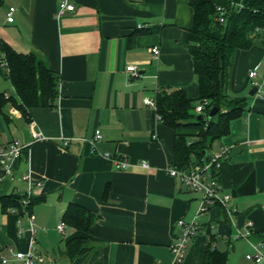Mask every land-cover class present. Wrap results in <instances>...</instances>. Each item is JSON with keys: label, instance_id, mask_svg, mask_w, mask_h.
Returning a JSON list of instances; mask_svg holds the SVG:
<instances>
[{"label": "crops", "instance_id": "0c3cea01", "mask_svg": "<svg viewBox=\"0 0 264 264\" xmlns=\"http://www.w3.org/2000/svg\"><path fill=\"white\" fill-rule=\"evenodd\" d=\"M69 1L74 9L62 12L58 0L0 1V37L42 59L57 76L58 92L52 106L28 107L27 115L11 104L0 112V146L12 140L25 145L18 158L0 161V195L42 197L29 213L0 212V258L13 264L11 249L45 254L54 264H172L178 222L195 217L199 194L167 173L173 130L143 99L184 89L197 104L187 50L192 9L188 0ZM253 87L264 93L259 45L234 56L229 93L244 97L246 109L208 150L229 147L218 179L220 194L231 201L196 217L198 230L180 264H202L207 247L225 252V264H264L246 258L252 244L261 243L264 252V98L250 95ZM0 91L15 95L2 73ZM70 202L97 216L89 232L66 224L64 232L57 230ZM29 214L34 238L26 229ZM249 221L252 231L244 236ZM74 237H85L92 249L70 259L64 247Z\"/></svg>", "mask_w": 264, "mask_h": 264}, {"label": "trees", "instance_id": "16d2710c", "mask_svg": "<svg viewBox=\"0 0 264 264\" xmlns=\"http://www.w3.org/2000/svg\"><path fill=\"white\" fill-rule=\"evenodd\" d=\"M188 4L193 16L187 50L196 76L197 104L184 89L161 90L155 98L157 114L173 130L172 166L181 169L206 160L211 145L229 133L230 121L246 109L244 97L229 93L236 52L254 45L264 48V0H188ZM0 56L6 61L5 67L0 66V73L9 79L15 91V95L0 91V112L8 104L24 115L28 107L52 106L58 93L57 76L42 59L34 52L16 51L1 37ZM197 105H202L200 112L196 111ZM212 106L217 110L208 119ZM106 192L107 187L103 195ZM23 198L28 199L24 207ZM41 199L14 192L0 195V212L15 208L21 214L29 213ZM96 219L91 211L73 202L67 204L62 214L66 225L84 232L91 230ZM90 249L92 245L85 237H74L66 242L64 254L72 259ZM225 261V252L207 247L202 264H225Z\"/></svg>", "mask_w": 264, "mask_h": 264}, {"label": "built area", "instance_id": "2783aa9c", "mask_svg": "<svg viewBox=\"0 0 264 264\" xmlns=\"http://www.w3.org/2000/svg\"><path fill=\"white\" fill-rule=\"evenodd\" d=\"M59 10L62 11H71L74 9V5L69 0H58ZM14 8L9 7L6 13L7 21H12V13ZM138 27H140L138 25ZM151 52L154 58H157L159 54V49L157 46L151 47ZM0 66L5 67L6 61L4 58L0 56ZM125 70L132 75H136L137 71L135 66L128 65L126 66ZM255 71L249 72V77L255 76ZM255 95L258 97L264 98V93L260 90L256 89ZM144 103L150 106L156 112V104L155 101L151 100L148 97H144ZM202 110V105L196 106V111L200 112ZM156 118L161 119L160 115L156 112ZM33 136L35 138L40 136L39 132H33ZM101 137L100 131L96 130L94 133V139H99ZM25 145L19 143L16 140H12L5 145L0 146V161L3 160H12L18 158L22 150L24 149ZM229 151L228 146H222L219 151L213 152L206 160H202L198 163L193 164L189 168H177L176 166L167 167V173L169 176L175 178L182 186L185 188L196 192L199 194V204L196 210L195 217L189 221L179 220V224L181 226V234L178 236L173 244L171 245V252H172V264H180L184 252L186 249V245L188 241L196 234L197 232V225L198 221L196 217L201 216L205 213L208 208L214 204H220L222 206H226L231 201L230 195L220 194V183L218 179L219 175V167L220 162L223 158L227 157V153ZM116 164L125 167L127 162L125 160H115ZM142 166L149 167L147 162H142ZM28 202L27 198H23L21 200L22 206H26ZM262 209L264 212V202L262 203ZM15 208H8L7 212L12 213L16 212ZM27 213V212H25ZM33 221L34 215L29 214V226L26 229L31 232L34 238V228H33ZM65 223L61 221L57 225V230L59 232H64ZM22 230L20 226L19 231ZM252 231V223L249 221L247 222L246 230L244 232V236L250 235ZM34 242V239H32ZM261 243L252 244L254 251L253 253L246 254V258L254 261V262H264V252L260 248ZM9 253L13 256V260L15 261L13 264H54V261L46 256L45 254L35 253V252H22L16 251L13 252L9 249ZM8 258H0L1 264H7Z\"/></svg>", "mask_w": 264, "mask_h": 264}, {"label": "water", "instance_id": "95a60500", "mask_svg": "<svg viewBox=\"0 0 264 264\" xmlns=\"http://www.w3.org/2000/svg\"><path fill=\"white\" fill-rule=\"evenodd\" d=\"M256 87H253L251 90H250V95H253V93L256 91ZM216 107L215 106H212L207 114V118L210 119L216 112ZM197 118L200 119L201 116L200 115H197Z\"/></svg>", "mask_w": 264, "mask_h": 264}, {"label": "rangeland", "instance_id": "374dc122", "mask_svg": "<svg viewBox=\"0 0 264 264\" xmlns=\"http://www.w3.org/2000/svg\"><path fill=\"white\" fill-rule=\"evenodd\" d=\"M195 112V111H194Z\"/></svg>", "mask_w": 264, "mask_h": 264}]
</instances>
